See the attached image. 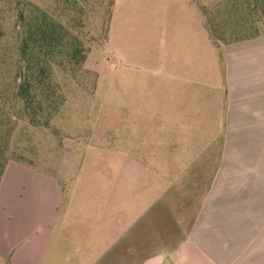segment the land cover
I'll use <instances>...</instances> for the list:
<instances>
[{
    "label": "rangeland",
    "instance_id": "1",
    "mask_svg": "<svg viewBox=\"0 0 264 264\" xmlns=\"http://www.w3.org/2000/svg\"><path fill=\"white\" fill-rule=\"evenodd\" d=\"M187 1L215 41L264 31V0ZM183 7L0 0V264L77 262L78 211H104L121 156L150 143L127 118L150 112L152 59Z\"/></svg>",
    "mask_w": 264,
    "mask_h": 264
},
{
    "label": "crops",
    "instance_id": "2",
    "mask_svg": "<svg viewBox=\"0 0 264 264\" xmlns=\"http://www.w3.org/2000/svg\"><path fill=\"white\" fill-rule=\"evenodd\" d=\"M179 2L150 112L127 118L150 143L121 156L104 211H78L75 264H264V31L215 41Z\"/></svg>",
    "mask_w": 264,
    "mask_h": 264
}]
</instances>
